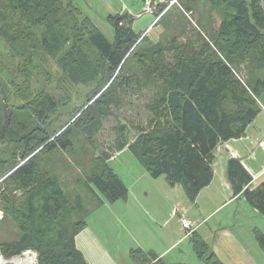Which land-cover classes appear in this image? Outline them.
<instances>
[{
  "label": "trees",
  "instance_id": "trees-1",
  "mask_svg": "<svg viewBox=\"0 0 264 264\" xmlns=\"http://www.w3.org/2000/svg\"><path fill=\"white\" fill-rule=\"evenodd\" d=\"M169 1H176L183 12V18L176 20L175 32L141 46L149 29L136 34L132 30L134 18L127 12L106 17L113 27L111 43L92 25L76 0H0L1 39L16 43L17 33L24 27L42 26L39 45L54 58L72 41L66 62L60 66L71 64L73 83L87 86L100 76L82 44L101 57L107 77L87 110L70 126L84 134L91 125L93 132L81 135L88 143L93 142L101 121L127 104L125 97L143 90L153 92L145 104V124L119 120L114 126L111 153L98 156L103 163L101 172L87 177V183L109 203L128 194L107 164L124 149L151 178L165 177L170 187L181 186L186 198L194 202L213 179L217 145L242 137L260 113L257 95L264 91V0H205L224 13L217 29L215 19L209 17L214 23H208V30L201 17H196L198 0ZM158 4L159 14L167 6ZM152 15L155 21L163 16ZM80 17L83 22L79 25ZM57 106L55 97L41 95L28 107L7 112L0 127V179L4 178L1 181L7 191L0 231H7L5 226L10 225L15 231L10 227L8 233H16L11 241L4 240L7 232L0 234V256L5 260L33 251L37 264H86L75 244L84 227L80 207L70 204L59 173L39 167L41 155L58 149L73 151L68 139L70 127L52 141L48 133L34 127ZM226 175L233 197L243 198L264 216V182L250 188L253 178L238 159L227 162ZM255 239L264 252V234L256 231ZM190 240L203 264H223L197 232ZM130 260L132 264H166L140 249L130 252Z\"/></svg>",
  "mask_w": 264,
  "mask_h": 264
},
{
  "label": "rangeland",
  "instance_id": "rangeland-1",
  "mask_svg": "<svg viewBox=\"0 0 264 264\" xmlns=\"http://www.w3.org/2000/svg\"><path fill=\"white\" fill-rule=\"evenodd\" d=\"M78 1L76 0L79 6L81 8L83 7V12L88 18H90L92 25L98 28V30L111 43L114 42L113 27L106 21V17H104L106 12L110 10L109 7L115 11L110 12L112 15L127 12L126 8L132 10L133 15H136L142 13L144 7V0H93L94 2L100 1V4L97 9L93 10L96 15L92 16V8L89 6V0H86V4L84 0ZM248 1L249 0H247V2ZM160 2L161 0H151V5L155 6L153 11L154 14L164 16L157 21H155L154 15L148 13H143L140 19L132 16L135 18V21L132 23V30L136 34L141 35L149 29L146 32L147 37L140 42L141 46L149 44L150 42L156 43L161 37H164L168 33L175 32L176 20L180 17L183 18V12L177 6L178 3L176 4V1L163 0L161 3ZM158 3L164 4V6H167L168 8L166 7L158 14ZM197 5L199 13L196 17L198 19L199 16L201 17L204 27L208 30V23H210V21L214 23L209 17H213L216 21L215 24L217 29L219 22L223 19L224 13L211 8L205 0H198ZM100 13L103 18L99 16ZM82 20L83 17H80L77 24H82ZM151 22L154 23L148 27ZM195 22L192 21V24L195 25ZM67 28L70 27L67 26ZM28 29L29 30H26L24 27L22 33H17L19 41L16 43H10L0 38V127L4 123L7 112L14 111L18 106L26 108L29 103L36 100L39 96L49 94L55 97L58 103L57 109L51 113L44 122H36L34 127H40L42 132L48 133L50 135L49 141H52L57 137L63 136L62 132L68 129L72 125V122H74L84 110H87L89 106L88 104L92 100L91 97L99 88H101V85L103 84L102 79L107 77L105 74V64L95 50L89 48L86 44H82L84 53L98 70L100 76L94 83L87 86L73 83L69 77L71 64L66 68L60 66L62 63L66 62V56L72 45V41L67 46L65 45L59 56L54 58L44 52L39 45L44 28L42 26H36ZM217 33V31L212 33L209 36V39L212 40V35L215 36ZM137 93L138 94H134L130 97H125L126 101L124 100V102L127 104L122 105L118 110H114L113 116L106 119L104 118L101 121L99 130L93 136V142L88 143L85 138L81 136L93 132L91 125L86 127V133L84 134L82 130L77 128L71 129L70 127L71 133L68 139L73 145L72 152L69 150L63 151L58 149V151H55L54 153L38 157V161L41 165L39 167L41 169L48 173L60 174L62 184L72 198L79 192L76 187L72 190V183H74L76 179L82 185L84 181H87V177L91 173L101 172V165L103 163L97 159L101 152L107 154L111 153L110 149L115 140L114 126H116L117 122H119V120L120 122L121 120H127V122H133L136 125L139 123H142L143 125L145 124L147 120L145 104L151 97H153V92L143 90L142 92ZM257 97L260 113L257 115L258 118L254 123V126L256 129H262L261 133L264 135V91L259 93ZM250 133L254 143L260 140L264 142L263 136L260 135L258 131L251 128ZM132 136L133 135H130V138ZM41 149L42 147H40L36 153ZM255 151L257 154V160L254 164L258 167L257 170H259L264 165L262 164V160H264V149L261 150L256 145ZM113 157L114 158L108 161L110 167L116 170L126 186L129 185L130 188L133 189V195L138 196L139 193L147 192L150 199L155 203L157 195L160 194L159 188L161 184L166 183L165 177H160L158 179L151 178L127 149H124ZM77 162L79 165H77ZM215 175L217 177V174ZM3 179L4 178L0 179V219L4 214V203L2 201L4 196L7 195L6 186L3 184L4 181H1ZM161 181L164 182L161 183ZM128 190L130 192L129 188ZM183 199V208L180 207V203L171 207L172 211H170L169 216L167 217V219L169 218L170 223L168 227H164L161 221V217L167 215L165 204V208L157 214L154 221V232L148 235L142 234L140 236L141 242L158 245L161 243L164 235L168 232L171 235L175 234L177 238L181 236V234L184 235V231L181 229L180 217L185 215V217L189 218L191 222L197 225L195 232L198 230V233L202 234L204 228H210L212 230L209 233L210 237H208V242H210V244L211 242H214V254L216 256L219 255V261L222 262V257L226 260V264H228V260L234 258V262L239 263L241 262L240 258H243L246 262L249 257L250 261L248 262L250 264L251 262H255V264H264V252L261 250L255 239L256 231H260L264 234V216L254 210L243 198L239 201L231 202L230 206L212 214L209 218H206L205 222L202 220L203 217L197 215L194 210L188 211L186 209L192 204L185 196ZM170 201L173 204H177L178 200L170 197L169 202ZM155 204L157 207L158 202ZM146 208H148L150 213L152 212L149 207ZM212 216L214 217L209 221ZM91 218H93V215H91L90 219ZM108 222L109 221L106 222V227L109 233L112 230V223L109 222V224ZM203 224L204 226H202ZM10 227L15 231L13 226L10 225L5 226L7 231H0V234L7 232L9 235L5 237V241L15 239L16 233H8ZM97 227L98 230H100V225L98 223ZM134 229L137 228L134 227ZM130 234L132 235V233ZM122 236L123 238H129L124 233ZM118 237L119 240L117 239ZM188 238L189 237L186 239ZM186 239H184L186 241L185 243L178 246L176 250L166 257L167 262L203 264V262L195 255L190 239ZM120 241V233L115 231L110 235L108 240L110 248L122 249L121 245H119ZM28 252L34 253L36 258L34 263L37 264V254L33 251H27L25 253ZM24 254L16 257L23 258ZM0 257L3 260L5 259L2 256ZM13 258H15V256L10 259ZM241 263L244 264L243 262Z\"/></svg>",
  "mask_w": 264,
  "mask_h": 264
},
{
  "label": "crops",
  "instance_id": "crops-1",
  "mask_svg": "<svg viewBox=\"0 0 264 264\" xmlns=\"http://www.w3.org/2000/svg\"><path fill=\"white\" fill-rule=\"evenodd\" d=\"M162 1L163 0H161V2ZM84 2L86 4V0H84ZM99 4L100 1L94 2L93 0H89V6L90 8H92V16L96 15L93 10L97 9L99 7ZM109 9L110 10L106 12V15L104 17H107L111 11H114L111 7H109ZM126 9L127 12L130 13L133 17H138L139 19L143 14L142 12L133 15L132 10H130L129 8ZM101 13L99 14V16L103 18ZM152 23L153 22H151L148 27H150ZM257 118L258 116L247 127L245 134L242 137L238 139H230L225 142H220L217 145L216 149L213 152V179L210 185L200 191L194 202H190L187 199L192 205H190L189 208L186 209L188 211L194 210L197 215H201L204 222L206 221V218H209L212 214H215L217 211L230 206L231 202L233 203L241 199L240 197H233L230 184L227 180L226 168L227 162L230 159L240 160V162L252 176L253 180L249 186L250 188H255L259 184L264 182V175L262 174L264 171V165L262 166V168L257 170L258 167L254 164L257 160V154L255 151L256 145L261 150H263L264 142L260 140L256 142L257 144L254 143L250 133V129L253 128V130L258 131L264 139V135L261 133L262 129H256L254 126ZM112 158L114 157L112 156ZM112 158H110L109 160H111ZM108 161L107 164L109 165ZM262 164H264V160H262ZM110 168L121 180V177L117 174L116 170L112 167ZM215 174H217V177ZM162 182L164 181H161V183ZM74 187L79 190V192L76 193L75 197L72 198V196H69L66 189L65 193L72 206H74L75 208L76 206L80 207V211L84 221V227L75 237V244L76 248L83 255L86 264H132L130 260V252L136 249H140L147 254H154L158 258L162 259L166 264H183L167 262L166 257L169 256L174 250H176L178 246H181L186 242L184 239H186L187 237H185L184 235L181 234V236L177 238L175 234L171 235L169 232H165L166 234L162 238L161 243L158 245L146 244L144 242H141L140 239V236L142 234L148 235L154 232V221L157 217V214L163 208H165V204L167 215L161 217V221L164 227H168L170 224L169 218L167 219V217L169 216L170 211H172L171 207H173V205L176 206L179 203L181 208L184 207V203H182V201L184 200L183 198L185 194L181 186H175L172 188L167 185V183H162L159 188L160 194L156 197V202H158L157 207L155 204L156 202L154 203L150 199V196L147 192L139 193L138 196H134V191L132 188H130L129 185L126 186V188L128 187L130 189V192L128 190L126 198L120 199L111 204L107 202L102 196H100V194L90 184H88L87 181H84L81 185V183L76 179L75 182L72 183V190L74 189ZM170 197L178 200L177 204H173L171 201L169 202ZM146 207H149V209L152 211L151 213L153 214H151ZM91 215H93V218L90 219ZM213 217L214 216H212L209 221ZM107 221L112 223V230L109 233L106 227ZM134 221L136 224L134 223ZM97 223L100 225V230H98ZM204 224L202 226H204ZM134 227H136L137 229H134ZM115 231L120 233L121 236L119 245H121L122 249L120 250L117 248L111 249L109 246V237ZM211 231L212 230L210 228H204L202 234L198 233V230L196 232L199 234V237L205 243H207L211 251L213 250L212 252L214 253V242H211V244L210 242H208V237H210L209 233ZM123 233L126 234L129 238H123ZM130 233H132V235ZM117 239L119 240V237ZM189 239L190 237L186 240ZM218 256L219 255H217L216 257L218 258ZM221 260L222 263L224 262L226 264V260L224 258L221 257ZM234 261V258L228 260V264H239L241 262H243L244 264H250L248 262L250 261L249 257L247 258L246 262L243 258H240L241 262L239 263ZM251 264H255V262H251Z\"/></svg>",
  "mask_w": 264,
  "mask_h": 264
},
{
  "label": "built area",
  "instance_id": "built-area-1",
  "mask_svg": "<svg viewBox=\"0 0 264 264\" xmlns=\"http://www.w3.org/2000/svg\"><path fill=\"white\" fill-rule=\"evenodd\" d=\"M144 2L145 3H144V7H143V13H148L150 15L154 14L153 11H154L155 6L151 5L152 4L151 0H145ZM262 174L264 175V171ZM180 223H181L182 229L184 231L185 237H190L192 235V233H194L196 228H197V225L194 224L193 222H191V220L189 218L185 217V215H182L180 217ZM15 258L16 259L20 258V259H24V260H26L28 258L30 264H35L34 262L36 261L34 253H30V252L25 253L23 255V258H21V257H15ZM15 258L12 259V261H11L12 263H7L6 262L7 260H5V259L3 260L1 257H0V260L1 259L3 260V262H4L3 264H14L13 261Z\"/></svg>",
  "mask_w": 264,
  "mask_h": 264
},
{
  "label": "bare ground",
  "instance_id": "bare-ground-1",
  "mask_svg": "<svg viewBox=\"0 0 264 264\" xmlns=\"http://www.w3.org/2000/svg\"><path fill=\"white\" fill-rule=\"evenodd\" d=\"M36 256H37V255H36ZM13 262H14V264H30L28 258H27L26 260H24V259H20V258H18V259L15 258ZM0 263H1V264L4 263L2 259L0 260Z\"/></svg>",
  "mask_w": 264,
  "mask_h": 264
},
{
  "label": "water",
  "instance_id": "water-1",
  "mask_svg": "<svg viewBox=\"0 0 264 264\" xmlns=\"http://www.w3.org/2000/svg\"><path fill=\"white\" fill-rule=\"evenodd\" d=\"M19 166H20V165H19ZM19 166H18V167H19ZM18 167H17V168H18ZM14 170H15V169H14ZM11 261H12V259L7 260L6 262H7V263H12Z\"/></svg>",
  "mask_w": 264,
  "mask_h": 264
}]
</instances>
